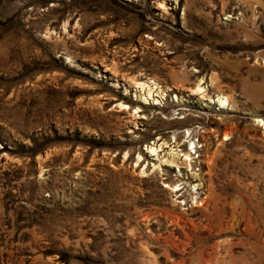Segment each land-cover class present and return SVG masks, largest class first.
<instances>
[{
	"label": "rangeland",
	"instance_id": "374dc122",
	"mask_svg": "<svg viewBox=\"0 0 264 264\" xmlns=\"http://www.w3.org/2000/svg\"><path fill=\"white\" fill-rule=\"evenodd\" d=\"M258 119L264 0H0V264H264Z\"/></svg>",
	"mask_w": 264,
	"mask_h": 264
},
{
	"label": "bare ground",
	"instance_id": "6f19581e",
	"mask_svg": "<svg viewBox=\"0 0 264 264\" xmlns=\"http://www.w3.org/2000/svg\"><path fill=\"white\" fill-rule=\"evenodd\" d=\"M203 81V80H202ZM138 83V82H137ZM142 83V82H141ZM144 83V82H143ZM146 84V83H145ZM139 86H142L143 88H144V85L143 84H138ZM150 89H151V87H149ZM206 91H207V89L205 88V87H202V86H198L195 90H193V94H204L203 96L205 97V96H207V95H205V93H206ZM147 95L149 96V97H151L152 96V92H151V90H149L148 91V93H147ZM146 98H148V97H146ZM148 100V99H147ZM209 100H212L213 102H220V104H222L224 107H231V108H235V105L233 104V102H232V99L228 96V95H226V94H224V93H220L219 95H218V98L217 99H213V98H210L209 97ZM130 107V106H129ZM123 109H125L124 107H123ZM257 122L258 123H260V125H262V126H264V120L263 119H258L257 120ZM225 139H227V137H225ZM194 147L193 148H195V144L193 145ZM152 147V146H151ZM156 148V147H155ZM155 148H151V152L152 153H154V152H156V149ZM173 153V152H172ZM171 153V154H172ZM156 154V153H155ZM173 154H176V153H173ZM176 156V155H175ZM174 156V157H175ZM180 156V155H179ZM173 157V158H174ZM178 157V156H177ZM177 157H175V159L177 158ZM181 157V156H180ZM170 159H171V156H170ZM174 159V160H175ZM191 159H192V157H191V153L190 154H187V156H186V161L188 162V164H190V162H191ZM177 160V159H176ZM175 160V161H176ZM179 160V159H178ZM168 162V161H167ZM173 162V161H172ZM171 162V163H172ZM183 162V161H182ZM162 163V162H161ZM169 163V162H168ZM170 163V164H171ZM175 163V162H174ZM173 163V164H174ZM181 163V162H180ZM184 164H185V160H184ZM159 166V165H158ZM187 166H189V165H187ZM191 166V165H190ZM199 186V185H198Z\"/></svg>",
	"mask_w": 264,
	"mask_h": 264
}]
</instances>
